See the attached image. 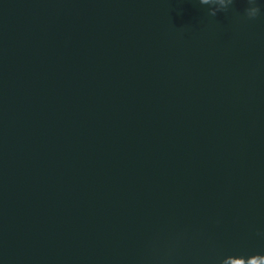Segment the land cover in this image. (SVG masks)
Here are the masks:
<instances>
[{
	"label": "water",
	"instance_id": "water-1",
	"mask_svg": "<svg viewBox=\"0 0 264 264\" xmlns=\"http://www.w3.org/2000/svg\"><path fill=\"white\" fill-rule=\"evenodd\" d=\"M209 8L0 0V264H264V0Z\"/></svg>",
	"mask_w": 264,
	"mask_h": 264
},
{
	"label": "clouds",
	"instance_id": "clouds-1",
	"mask_svg": "<svg viewBox=\"0 0 264 264\" xmlns=\"http://www.w3.org/2000/svg\"><path fill=\"white\" fill-rule=\"evenodd\" d=\"M199 3L201 5H210L218 3L220 5V8H209V15L216 16L217 12L226 10L229 5L233 3V0H199ZM249 3V0H248ZM247 12V9L245 10ZM259 13V8L256 7L250 15H247L249 18H254Z\"/></svg>",
	"mask_w": 264,
	"mask_h": 264
}]
</instances>
